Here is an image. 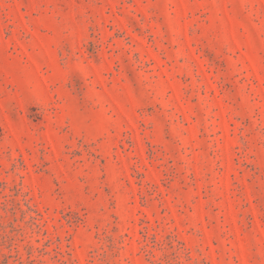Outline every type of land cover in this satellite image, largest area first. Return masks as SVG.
Wrapping results in <instances>:
<instances>
[{"label":"rangeland","instance_id":"1","mask_svg":"<svg viewBox=\"0 0 264 264\" xmlns=\"http://www.w3.org/2000/svg\"><path fill=\"white\" fill-rule=\"evenodd\" d=\"M0 264H264V0H0Z\"/></svg>","mask_w":264,"mask_h":264}]
</instances>
